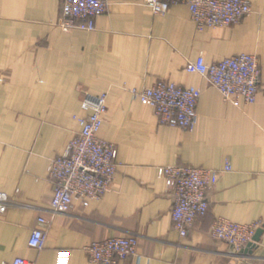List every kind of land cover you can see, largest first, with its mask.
<instances>
[{
    "label": "crops",
    "instance_id": "0c3cea01",
    "mask_svg": "<svg viewBox=\"0 0 264 264\" xmlns=\"http://www.w3.org/2000/svg\"><path fill=\"white\" fill-rule=\"evenodd\" d=\"M231 26L198 30L185 4L155 14L141 0H107L94 29L63 30L61 0H0V264L17 257L55 264L91 262L83 247L111 236L134 235L137 255L117 264H264V0ZM239 53L258 57L256 100L236 107L188 60L207 62ZM158 80L200 90L192 130L158 123L132 88ZM105 93L98 136L117 149L112 189L87 207L75 201L65 214L51 211L49 161L62 154L85 114L84 94ZM167 163L217 171L207 190L209 208L185 237L172 229L174 194L156 168ZM229 170H225V166ZM48 220L40 248L28 246L36 218ZM218 217L257 221L262 231L249 252L215 240Z\"/></svg>",
    "mask_w": 264,
    "mask_h": 264
},
{
    "label": "built area",
    "instance_id": "2783aa9c",
    "mask_svg": "<svg viewBox=\"0 0 264 264\" xmlns=\"http://www.w3.org/2000/svg\"><path fill=\"white\" fill-rule=\"evenodd\" d=\"M155 14L165 13L171 5L185 4L191 20L198 30L217 28L238 23L252 11L248 0H141ZM107 0H61L58 24L63 30L81 28L93 30L95 19L103 14ZM185 71L197 73L214 87L224 101L239 107L240 102L251 104L256 100L260 68L255 54L239 53L209 63L203 56L188 60ZM134 100L153 109L158 123L183 130H192L197 122L196 105L200 90L175 82L158 80L142 89L132 88ZM105 93L84 94L82 116H74L79 130L68 142L62 154L54 156L47 167V177L52 184L51 211L65 214L72 210L75 201L87 207L112 189L117 168L116 146L98 136L106 113ZM225 166V170H229ZM158 178L166 181L174 194L171 208L172 229L181 237L208 208L207 190L217 177L214 169L167 163L156 168ZM8 196L0 192V214L8 206ZM48 220L39 215L36 227L28 239V246L40 248L44 242ZM260 226L257 221L237 223L224 217L216 218L211 225L215 240L223 241L240 251L253 242ZM138 238L134 235L111 236L95 240L83 247L91 262L117 264L137 255ZM70 252H57L55 264H69ZM12 264H33L17 257Z\"/></svg>",
    "mask_w": 264,
    "mask_h": 264
},
{
    "label": "water",
    "instance_id": "95a60500",
    "mask_svg": "<svg viewBox=\"0 0 264 264\" xmlns=\"http://www.w3.org/2000/svg\"><path fill=\"white\" fill-rule=\"evenodd\" d=\"M261 231H262V228H259L256 230L254 237H253V242L247 244L246 247L243 249V252H248V251L250 252L251 249L255 247V243L258 241Z\"/></svg>",
    "mask_w": 264,
    "mask_h": 264
}]
</instances>
